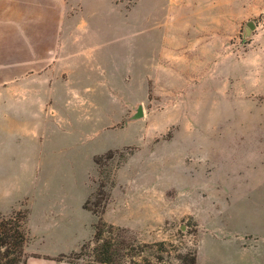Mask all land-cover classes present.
<instances>
[{"label": "rangeland", "instance_id": "1", "mask_svg": "<svg viewBox=\"0 0 264 264\" xmlns=\"http://www.w3.org/2000/svg\"><path fill=\"white\" fill-rule=\"evenodd\" d=\"M1 101L26 260L87 264L68 257L102 221L127 262L264 264V0H0Z\"/></svg>", "mask_w": 264, "mask_h": 264}, {"label": "trees", "instance_id": "2", "mask_svg": "<svg viewBox=\"0 0 264 264\" xmlns=\"http://www.w3.org/2000/svg\"><path fill=\"white\" fill-rule=\"evenodd\" d=\"M103 186L97 190L94 198L93 208H89L88 200L83 204V209L89 211L95 216H99L108 198L101 192ZM101 192V194H100ZM98 195H104V202L101 205V200L97 198ZM24 217L20 218L18 214L7 219L0 220V264H25L26 254L24 252L27 243V234L24 230ZM130 234L127 230L108 226L104 222L99 221L95 225L92 240L88 243H83L79 251L72 253L68 259L73 262L84 257L88 258L87 264H138L133 260H125L128 257H133L130 251H134L131 245ZM163 242L146 245L138 244L140 249L153 248L155 246L164 247ZM137 246V245H136ZM143 251V250H141ZM61 257H63L61 255ZM187 255L180 258L184 264ZM161 259V258H157ZM190 264H196V258L191 255L189 259ZM148 264H151L148 262Z\"/></svg>", "mask_w": 264, "mask_h": 264}, {"label": "crops", "instance_id": "3", "mask_svg": "<svg viewBox=\"0 0 264 264\" xmlns=\"http://www.w3.org/2000/svg\"><path fill=\"white\" fill-rule=\"evenodd\" d=\"M25 63V62H24ZM30 74L27 72L25 74H23V77H27L29 76ZM14 84V79H11L9 81H6L5 83L2 84V90L7 92L9 91V89L13 86ZM8 101H1L0 103V108H8ZM31 232H33V229H31ZM36 232V231H34ZM69 233V232H68ZM68 233H62L60 231H57L56 233H51L49 236L51 238V244H52V248L55 249L56 253H65L64 251L65 250H62L61 249V246L62 244L65 242H67V239H68ZM24 252L25 254L26 253H30L28 252V245H25V249H24ZM36 254H39V253H36ZM26 264H46L45 261H42L40 262L38 259L36 258H33V257H28L27 260H26Z\"/></svg>", "mask_w": 264, "mask_h": 264}, {"label": "water", "instance_id": "4", "mask_svg": "<svg viewBox=\"0 0 264 264\" xmlns=\"http://www.w3.org/2000/svg\"><path fill=\"white\" fill-rule=\"evenodd\" d=\"M246 25H247V27H248L249 29H251V30L254 29L253 24H252L251 22L247 23ZM141 113H142V112H141V108H139L138 111H137V113H136V116H141Z\"/></svg>", "mask_w": 264, "mask_h": 264}]
</instances>
